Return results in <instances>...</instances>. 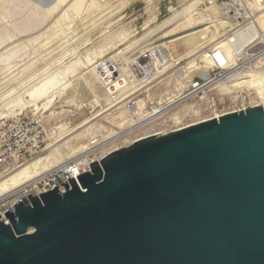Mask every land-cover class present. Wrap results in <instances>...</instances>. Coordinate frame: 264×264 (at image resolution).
I'll return each instance as SVG.
<instances>
[{
    "label": "water",
    "instance_id": "95a60500",
    "mask_svg": "<svg viewBox=\"0 0 264 264\" xmlns=\"http://www.w3.org/2000/svg\"><path fill=\"white\" fill-rule=\"evenodd\" d=\"M0 264H264V106L150 136L0 215Z\"/></svg>",
    "mask_w": 264,
    "mask_h": 264
},
{
    "label": "rangeland",
    "instance_id": "374dc122",
    "mask_svg": "<svg viewBox=\"0 0 264 264\" xmlns=\"http://www.w3.org/2000/svg\"><path fill=\"white\" fill-rule=\"evenodd\" d=\"M193 1L0 0V121L15 117L13 114L18 115L22 113L21 108L27 107L25 111L38 115L43 121L48 139L47 148L56 142L54 136L60 131L58 127L65 125L67 129L75 130L73 135L61 142L55 154L58 160H53L54 167L79 155L94 138L106 141L125 133L132 121L124 109V103L104 113L107 106L100 107L96 101L102 90L99 88L95 92L87 85V78L93 75V64L116 55H123L124 60L128 61L127 58L144 56L151 49L169 41L171 38L161 40V36L173 27L162 28L163 24ZM200 9L204 11L206 7L202 4ZM212 14L215 15V12ZM195 20L196 27L176 37L199 32L205 45H199L197 51L202 54V49L210 46L218 35L213 28L209 32L203 31L209 25L203 24L199 16ZM210 21L214 22L213 18ZM150 32L156 36L153 38ZM178 50L175 59H185L187 50L184 47H178ZM197 57L193 59L203 66ZM191 60H181L175 68L167 70L165 76L146 87L140 97L141 104L148 107L179 97L189 84L180 86L177 76L180 71L181 75H188ZM73 71L75 73L72 74ZM198 75L199 72H195L192 79ZM56 82L60 86L57 87ZM45 86L49 90L53 88L54 91H48L54 98L53 102L46 109L38 111L31 104L26 106L31 101L27 97L28 93ZM60 89L63 95L59 97ZM234 93H230L231 99L236 96ZM231 99L223 102L219 90H213L205 99L180 106L154 125L134 131L132 135L126 134L118 143L122 145L125 140L138 134L143 136L169 129L175 123L172 118L177 112L181 116L179 121L186 124L208 118V111L214 109L228 112L232 106ZM45 102L41 100L37 104L42 108ZM87 122L90 123L85 125ZM108 149L109 146L105 148ZM2 172L0 175L9 173ZM6 201L0 204V208Z\"/></svg>",
    "mask_w": 264,
    "mask_h": 264
},
{
    "label": "built area",
    "instance_id": "2783aa9c",
    "mask_svg": "<svg viewBox=\"0 0 264 264\" xmlns=\"http://www.w3.org/2000/svg\"><path fill=\"white\" fill-rule=\"evenodd\" d=\"M202 4L215 12L214 21L218 26H223L219 31L213 26L219 38L218 44H212L201 51L202 60L210 66L208 71L199 72L197 78L188 83L179 97L141 108L138 103L140 97L145 92V88L153 82L148 70L155 69V63L159 64L156 73L164 67L162 64L165 60L159 48L150 50L144 56L127 58L128 61L124 60L123 55H116L101 62L97 68L100 89L108 94L114 104L124 103V109L129 113L132 122H139L138 127L111 138L114 141L105 151H101V146L106 142L94 138L79 155L49 170L41 178L22 188L14 197L12 196L13 198L6 199L5 205L0 208V215L3 218L6 212L13 211L14 206L22 202L26 196H40L52 191L90 171V164L138 140L183 129L207 120L219 119L228 113H238L262 106L260 95L261 93L264 95V0H202ZM253 72L263 75L261 93H256L257 90H250L244 85L234 88L236 85H241L244 78ZM213 90H219L223 102L227 99L229 101L230 93L235 92L236 96L231 99L232 106L228 112H218L214 109L208 111L209 117L206 119L192 124L178 121L169 129L153 131L143 136L138 134L119 145L118 141L126 134L132 135L134 131L154 125L180 106L205 99ZM180 98L183 101L178 104ZM47 140L43 121L32 112L24 111L13 118L1 120L0 172L24 166L32 157L46 150Z\"/></svg>",
    "mask_w": 264,
    "mask_h": 264
},
{
    "label": "bare ground",
    "instance_id": "6f19581e",
    "mask_svg": "<svg viewBox=\"0 0 264 264\" xmlns=\"http://www.w3.org/2000/svg\"><path fill=\"white\" fill-rule=\"evenodd\" d=\"M76 4H78V3H76ZM199 6H202V0H194L187 7H185L183 10L174 14L173 17H171L169 20H167L163 24L162 28L163 27L166 29L171 28V27H173V28L170 29L169 31H167L163 36H161V38H162L161 40H165V39H169V38H171V39H169V41H167L163 44L156 46L159 48L165 62H164V64H162V66H164V67L162 70H160L159 73L155 72L156 69L159 70V64H157V63H155V69L150 68L148 70V73L151 75V77H153L152 84L155 81H157L158 79L165 76V74L167 73V70L170 71L171 69L175 68V66L179 65L181 60H188V59L191 60L196 56H198L197 59L198 58L201 59V63L204 65L200 66L198 63H196V59L191 60L189 63L191 66L188 68L189 69L188 75L187 76H186V74L181 75V71L178 73L179 75L177 77H178V81L181 84L180 86H183L184 84L190 83L192 81V77L195 74V72H206V71H208V69L210 67L209 64H207V62H204L202 60V54H200V52L197 51L198 46L199 45L201 46L203 43L202 41L204 40V39L200 38L199 32H197L195 34H192V33L188 34L187 33L186 36L176 37V36L180 35L181 33L185 32L187 30H192V28L196 27V20H195L196 16L200 17V19L203 21V22L201 21L203 24L209 25L203 31H208L210 28H213V26L217 29V31H219L220 27H223V26H218L215 21L214 22L210 21L211 18H213V20H214V14H212L214 12L212 10H210L209 8L206 7V9L204 11H202L201 9L199 10ZM199 11H202V12L200 13ZM201 22H199V23H201ZM263 23H264V19H263ZM166 29H163V30H166ZM150 33H151L150 35L153 38L156 36V35H154V32H150ZM218 39L219 38L216 37L214 40L211 41V43H210V41L207 43H210L211 45L212 44L217 45ZM178 47H184L185 50H187V54L185 55L186 56L185 59H183V58H181V60H180V58L177 60L175 59L178 56L177 54L179 53ZM155 48H153V49H155ZM153 49H151V50H153ZM165 49H166V51L168 49H170L171 52H169V51L164 52ZM94 62L96 63V61H94ZM161 62L162 61H160V63ZM99 64H100L99 62L96 64H93L94 65V68L92 70L93 75H91V76H89V78H87V85L90 87V89H92L95 92L97 90H99V88H100V87H98V73L96 71L97 66ZM73 73H75V72L73 71L72 74ZM244 79L245 80L242 82L241 85H236V86H234V88L242 87V85H244V86H247L250 90H252V89L255 91L257 90L256 93L262 92L260 90V88H261L260 86L263 83L262 82L263 81V75L259 74L258 72H253L250 75H248L247 77H245ZM54 86H55V84H54ZM58 86H60V85L58 84L57 87ZM45 87L47 88V90H44ZM45 87H42L43 90H42V88L41 89L39 88L40 90L39 89H33L31 92H29L27 97H30L31 101L28 104H26V106L31 104L30 106H34L35 111H38L40 109H46L47 106H49L53 102L52 99H54V98L51 94H48L49 93L48 91L53 90L52 86H51L52 89H50V90L47 86H45ZM64 88L66 90L65 86H64ZM64 88H62L63 89L62 91H64V93H65ZM62 91L60 89L59 97H60V94L63 95ZM55 94H53V95H55ZM260 97L262 98L261 105L263 107L264 106V95L261 93ZM41 100L46 101L42 105V108H40L39 104H37ZM96 101L99 103L100 107L104 106V105H105V107L107 106V109L104 110V113L111 111V108H113L116 105L117 106L123 105V103H121V102L114 104L111 101L108 94L106 92H103V91H102L101 95L98 96ZM182 101L183 100L180 98V99H178L177 103L178 104L182 103ZM138 103H139V106L141 108H144L145 105L141 104V100ZM26 108H21V112L25 111ZM166 111H167V109H166ZM13 115H17V114H13ZM172 119L175 122H178L179 120H181V116L177 112L174 114ZM90 122H87L85 125L89 124ZM138 124H139V122L136 123L135 121H133L132 126L130 127V129L128 131H132L133 129L138 127ZM58 128L60 131L57 132L56 135L54 136L56 139V142L54 144H50L44 152L32 157V159L29 160L28 162H26V164L24 166H22L21 168H14V169H11V171H9V173L4 174V175L1 174L2 176L0 175V204L3 203V201H5L6 199H8L12 196H15L22 188H24L28 184H31L35 180H38L39 178H41L46 173V171H48L52 167H54V161L58 160V158H55V154L60 149L61 142H63L64 140H66L68 137H70L71 135H73L76 132L73 129H71V130L67 129L65 125L60 126ZM120 135H122V134H120ZM120 135H116V137H118ZM112 138H115V137H112ZM113 141H114V139H111V138L109 139V141L108 140L104 141L106 143H104V145L101 146V151H105V148H107L109 146V144H111ZM62 163H60L59 165H61ZM59 165H57V166H59ZM57 166H55V167H57ZM5 172H8V171H5Z\"/></svg>",
    "mask_w": 264,
    "mask_h": 264
}]
</instances>
